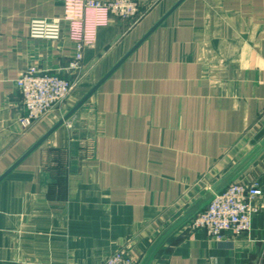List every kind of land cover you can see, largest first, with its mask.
I'll use <instances>...</instances> for the list:
<instances>
[{
	"label": "crops",
	"instance_id": "1",
	"mask_svg": "<svg viewBox=\"0 0 264 264\" xmlns=\"http://www.w3.org/2000/svg\"><path fill=\"white\" fill-rule=\"evenodd\" d=\"M81 1L0 0V264H102L122 248L138 262L264 137V0H134L137 21L90 8L58 42L29 39L31 20ZM76 43L72 93L23 127L15 81L74 79ZM236 181L264 191V154ZM253 205L247 234L183 228L152 264H264V194Z\"/></svg>",
	"mask_w": 264,
	"mask_h": 264
},
{
	"label": "built area",
	"instance_id": "2",
	"mask_svg": "<svg viewBox=\"0 0 264 264\" xmlns=\"http://www.w3.org/2000/svg\"><path fill=\"white\" fill-rule=\"evenodd\" d=\"M100 9L122 21H137L142 14V6L134 0H110L100 2L83 0L66 3V17L63 19H33L28 25L31 40L58 42L61 39L64 21L68 15H79L85 9ZM74 54L68 63L67 71L74 79L29 68L15 81L21 96L24 116L20 119L23 127H29L45 117L53 108L62 105L72 93L78 75L82 70V43L74 45ZM264 194L258 183H232L187 225L189 231H204L216 241L225 237L247 234L251 228L257 208L253 202ZM102 264H137L127 248L110 255Z\"/></svg>",
	"mask_w": 264,
	"mask_h": 264
},
{
	"label": "water",
	"instance_id": "3",
	"mask_svg": "<svg viewBox=\"0 0 264 264\" xmlns=\"http://www.w3.org/2000/svg\"><path fill=\"white\" fill-rule=\"evenodd\" d=\"M99 85L94 87L88 95L80 101V103L72 110L70 115L81 106L97 89ZM69 115V116H70ZM68 116V117H69ZM264 154V137L223 177H221L214 185L200 196L189 208L176 217L170 224H168L152 241L148 249L139 259L137 264H152L153 260L163 248V246L180 230L199 213H201L214 199L226 190L262 155Z\"/></svg>",
	"mask_w": 264,
	"mask_h": 264
}]
</instances>
